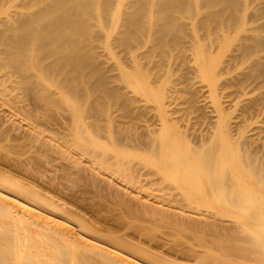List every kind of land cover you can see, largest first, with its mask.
<instances>
[{
    "label": "rangeland",
    "instance_id": "374dc122",
    "mask_svg": "<svg viewBox=\"0 0 264 264\" xmlns=\"http://www.w3.org/2000/svg\"><path fill=\"white\" fill-rule=\"evenodd\" d=\"M24 1L0 0V30L25 12ZM247 5L245 24L232 25L228 33L213 24L201 26L209 10L200 7L177 20L179 42H163L162 49H154L153 33L120 44L123 27H110L108 20L86 44L93 69L83 74L93 70L95 77L83 81L74 80L76 72H58L45 81L32 70L23 83L21 74L4 65L0 44V203L16 212L21 204L29 206L33 212L20 213L30 224L57 231L54 237L65 236L96 261L105 254L119 264H218L226 245L221 254L231 253L221 256L220 264H264L253 252L235 251L243 244L229 246L238 214L212 205L219 202L203 194L202 172V178L189 176L192 151L201 154L220 133L235 145L231 148L241 145L264 161V0ZM200 53L210 57L209 66ZM207 204L230 218L213 212L211 217ZM216 245L220 250L212 249ZM96 251L99 255H92ZM209 251L219 257L203 261Z\"/></svg>",
    "mask_w": 264,
    "mask_h": 264
},
{
    "label": "bare ground",
    "instance_id": "6f19581e",
    "mask_svg": "<svg viewBox=\"0 0 264 264\" xmlns=\"http://www.w3.org/2000/svg\"><path fill=\"white\" fill-rule=\"evenodd\" d=\"M247 1L249 0H130L129 5H127L128 6L127 9L129 10L126 9L127 12L126 11L124 12L123 4L125 0H25L22 3V9L25 12H23V14L20 13L21 15L14 14V18L10 26L4 28V30H0V44L4 45L5 47L3 51L4 65L11 66L13 71L15 70L19 74H21V76L23 77V83L29 81V79L31 78L30 71L32 70L37 71L39 77L45 81L51 79V76L53 74L57 75L58 72L59 73L63 72L65 74L67 73L74 74L76 72L77 75L74 74L75 75L74 80L83 81L88 75L95 77V73L93 70H91L92 72L90 71L88 75L83 74L85 68L88 67L92 68L91 65L92 55L90 54L92 52L91 51L90 53L88 52L89 49L85 48L87 47L86 44L89 43L88 42L89 39L92 40L94 38L97 29L102 30L105 28L106 25L105 22H107L108 20L111 23L110 27L119 28L118 25L121 26V28L123 27V32L121 31L122 34L120 33L121 34L120 36H122L120 38V44L124 43L127 45L129 42H131V39L134 38L133 35H135L134 40H137L136 37L139 36L145 37L146 34L153 33L157 40L156 44L158 42L157 46L156 44H154V46H156L154 49H157L159 45L160 48L162 49L163 42H165L164 44L166 45L167 42L169 45H171V43H173L174 45L176 44V41H178L177 39L178 37L176 38V35H178L177 28L179 30H182V28L180 24L177 23V20L181 17L189 18L193 13H197L198 11H200L202 9V8L200 9V7H204L209 10L208 14L206 13L205 20L204 21L202 20L203 24L200 22L201 26L204 25V23L205 25L213 24V26L215 25L214 27L217 26L219 27L218 29L224 31L223 33H225V30L226 31L229 30L228 28L229 27L231 28L232 25H236L237 27L242 26V22L244 21V19L242 20L243 18L242 16L246 12L248 6ZM34 7H37V9H35ZM249 19L250 21L252 20L251 18ZM244 22L243 24H245ZM203 28L206 27L204 26ZM137 34L139 36H137ZM245 39H247V37ZM259 43H257L256 41L254 44L255 46H258ZM247 48L249 49L250 47H245L246 50ZM52 57H54L53 61L43 66L42 64L43 60ZM199 57L202 58L205 66H209L212 63L209 56L200 53ZM243 58H245V56ZM237 59L239 58L237 57ZM60 85L62 88L64 87V83H60ZM220 134H218V136H216L214 140L210 141L208 145L206 146L203 145L205 150L203 149L201 154L199 153L200 155L198 154V152L196 153L195 151L194 152L192 151L194 156L192 154L190 155L191 156L190 161H193L195 163L193 165L192 162L187 161L189 163L188 164L189 168H190V164L193 165V166L191 165L192 168L190 170H192V172H190L189 176L192 175L195 177L196 175H199L200 177L201 175L202 177L205 176L204 178L207 179L206 180L207 187L203 188L204 186L203 185L202 192L206 190L207 193L204 192L203 194L204 195L207 194L208 199L212 200V202L213 201L219 202V203L213 202L214 204L212 205L215 204H216L215 206L218 205L219 209L220 207L222 209L231 207L232 211L235 209L236 214H238L234 216L231 215L234 218H236V220L235 219L234 220L235 222H237L234 223V225L237 224L236 225L237 227H234L235 233L229 234L228 233L230 231L229 228L228 227L226 229L223 228L224 234L228 233L229 235V238L227 240V241L230 240L229 246L231 248L233 247L232 245L234 244L231 243L232 241L234 243L236 242L235 244H238L237 246L235 245L236 247H238L240 244H243L241 245V247H238L239 249L234 247L235 249H237L235 251L241 253L243 249H245L243 252L247 251L249 252L248 254L253 252L255 253L256 255L255 257L257 258V260L259 258V260L262 259L261 261L263 262L264 213L262 212L264 210V161L263 159L258 158L255 155V153L251 152L246 147H240L241 145H239V148L238 147L231 148L230 146L232 145L233 147L234 144L230 142L227 137L222 136ZM218 138H221L222 142L220 143L217 142L216 139ZM217 145H221V147ZM199 172H202L203 174L201 173L200 175ZM190 179H194V177H191ZM198 179L199 178H197V181L199 182ZM5 181H7V179ZM197 181H194L195 183L193 182V184H195L193 186H196L198 184ZM1 182L3 181H0V183ZM199 183L201 184V182ZM11 185L12 184H10V187ZM19 185L17 186L19 192L22 191V193H26L24 189L22 190V188H19ZM24 187L26 188V186ZM29 193L32 194L30 191ZM34 197L36 198L35 199L33 198L32 200H35V203L42 204L41 202L42 200L38 199L39 196L34 195ZM1 200H3L2 197H0V201ZM208 207L209 208L207 207L206 208L210 211L209 214L211 217H212L211 212L215 214V216L213 215V217H216V215L218 217L225 214L224 212H221L222 209L218 210L217 208L215 210H212L211 205H208ZM19 209L23 213L33 212L32 211L33 209L31 210L29 206L28 207L25 205L23 206L22 204L21 206H19ZM228 210L229 212L227 210H225V212L227 211V213L229 214H235V212L230 213L231 211L230 208H228ZM237 210H239L241 213L238 212ZM20 212H16L10 207L0 203V264H119L115 262V260H111V258L109 259V257H106L105 254H103L104 255L103 256L101 253L100 255L103 256V258H101L100 256L102 260L99 258V260L101 261H96L97 259H94L95 256L93 258L94 260L91 259L92 257H89V254L87 257V255H84L85 252L80 253L81 251L79 252L78 251L79 249L76 250L77 247H75L74 249L72 243L67 242L68 239L65 236L61 235L59 238H57L59 236L56 233L57 231L53 233L52 231L45 229L46 227L39 228L37 227V225L30 224ZM224 216H226V214ZM227 217L230 218V216H226L225 219ZM220 218H223V216ZM229 220L233 221L232 219ZM213 228L215 229V227ZM231 228H233V226H230V229ZM234 228L233 230L231 229L233 232H234ZM227 229L229 230L228 232ZM53 234L55 236L57 235V237H54ZM222 235L220 237L218 236L219 239L222 237ZM211 236H213V234ZM222 240L223 242L224 241L226 242V240L224 239ZM202 245L204 247V244ZM217 245L214 248L212 246L210 247H212V249H215L219 246ZM226 247L227 246L225 245V247L222 248L221 250L223 249L226 250ZM240 249L242 250L240 251ZM215 250H220V249H215ZM221 250H220V255L218 253L220 257L219 256L218 257L220 262L222 263L221 256L227 255L228 253H231V251L230 252L229 250L222 251L223 253L222 255ZM210 251L208 252L209 253L208 255L206 254L207 257L204 254L205 258L203 261L208 262L214 260L213 258L215 257L218 258L216 255L215 257H213V255L216 253L210 255L211 253ZM96 252H93L94 254L92 255H96L99 253ZM226 252L228 253L226 254ZM233 253L234 251H232V254ZM112 255L113 257L116 256L114 255V253H112L109 256ZM151 257L149 256V258ZM225 257L227 259V256ZM231 257L229 258V260L233 258L235 259L236 256L235 257L233 256L232 258ZM252 257L255 258L254 256ZM206 258L207 259L209 258L210 260L209 259L207 260ZM241 258L244 259L243 257ZM118 259L120 260L123 258L119 257ZM226 259L224 260L223 258L225 262ZM245 259L247 260V258ZM123 260L125 261L127 259H123ZM154 260L155 261L157 260L156 257ZM219 260H217L218 264H220ZM235 261L239 262L241 261V259L239 261L235 259ZM125 262L127 263L128 261ZM198 262L199 261H197L196 264H198Z\"/></svg>",
    "mask_w": 264,
    "mask_h": 264
}]
</instances>
